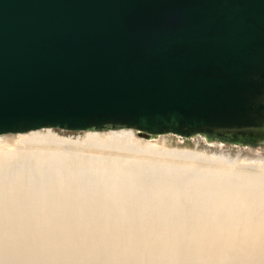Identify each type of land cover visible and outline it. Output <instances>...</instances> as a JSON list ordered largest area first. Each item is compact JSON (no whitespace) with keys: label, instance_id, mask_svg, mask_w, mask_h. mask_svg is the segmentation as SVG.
<instances>
[{"label":"water","instance_id":"95a60500","mask_svg":"<svg viewBox=\"0 0 264 264\" xmlns=\"http://www.w3.org/2000/svg\"><path fill=\"white\" fill-rule=\"evenodd\" d=\"M264 0H0V134L264 139Z\"/></svg>","mask_w":264,"mask_h":264},{"label":"bare ground","instance_id":"6f19581e","mask_svg":"<svg viewBox=\"0 0 264 264\" xmlns=\"http://www.w3.org/2000/svg\"><path fill=\"white\" fill-rule=\"evenodd\" d=\"M188 138L192 148L134 128L0 134V196L29 193L0 198V264H264V139ZM94 182L75 200L44 189Z\"/></svg>","mask_w":264,"mask_h":264},{"label":"rangeland","instance_id":"374dc122","mask_svg":"<svg viewBox=\"0 0 264 264\" xmlns=\"http://www.w3.org/2000/svg\"><path fill=\"white\" fill-rule=\"evenodd\" d=\"M30 131H32V130H30ZM76 131H79V130H76ZM28 132V131H27ZM18 133H21V132H18ZM22 133H25V132H22ZM169 133H171V132H169ZM173 134H175V133H173ZM197 134V133H196ZM203 134H205V133H203ZM175 135H178V134H175ZM195 135V134H194ZM178 136H181V135H178ZM193 135H191V136H188V137H192ZM176 137V136H175ZM181 137H183L184 139H185V141L186 142H189V143H182V140L180 139V144L181 145H184V146H186V145H189V147H193V143L191 142V139L190 138H188V137H186V136H181ZM213 137H216V138H224V137H218V136H213ZM188 138V139H187ZM226 139V138H225ZM9 141H10V139H8ZM228 141H230V140H228ZM11 142V141H10ZM231 143H241V144H257L258 142H256V141H250V142H248V141H230ZM174 145L176 144L175 142H172ZM192 143V144H191ZM256 147H258V146H256ZM264 147V146H263ZM69 168L71 169L72 168V165L71 164H69ZM149 175V173L148 172H145V175ZM58 175V176H57ZM56 176H55V178H56V180L57 179H59L58 177H59V175L60 174H57ZM62 175V177H63V175H65V174H61ZM61 175H60V178H61ZM65 177V176H64ZM64 177H63V179H64ZM81 177H84L83 175L81 176ZM146 177H148V176H146ZM37 178V179H36ZM35 178V180L33 181V183L35 182V181H38V177H36ZM60 181L62 180V179H59ZM59 180H57V183L59 182ZM31 181V180H30ZM32 182V181H31ZM56 182V181H55ZM97 182V181H96ZM96 182H94V183H92L91 184V186H63L62 188H56L57 186H44L43 188L46 190V192H48V193H50L51 194V196H50V198L52 199V198H59V197H65L67 200H75L76 199V197H77V191H78V189L79 188H84V190L85 191H87V192H89V193H92L95 189H96V187L97 186H94V185H97V183ZM24 187H31V186H24ZM49 187V188H48ZM73 188V189H72ZM41 191V190H40ZM53 193V194H52ZM5 193H2V195L0 196V198H2L1 200H6L5 198L7 197V198H12V196L13 197H15V199H17V200H19V201H23V202H26L27 200H28V198H29V193H27V191H21V193L19 192V193H11V195L12 196H9L8 194H5ZM62 195V196H61ZM8 199V200H9ZM10 201V200H9ZM38 203H43L42 201H40V202H38ZM39 206H43V204H39ZM192 208L191 209V211L192 210H194V208H193V205L192 204H188V205H186V207H184V209L185 210H187V211H185V210H183V212L181 213V215L183 214L184 216H182V217H185V216H188L189 214H190V210H189V208ZM188 208V209H187ZM186 213H185V212ZM188 214V215H187ZM181 217V216H180Z\"/></svg>","mask_w":264,"mask_h":264}]
</instances>
